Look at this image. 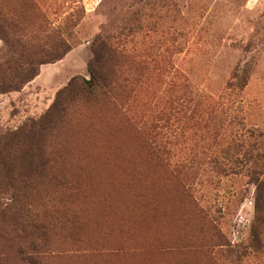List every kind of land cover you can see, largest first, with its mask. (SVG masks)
I'll return each mask as SVG.
<instances>
[{"label": "rangeland", "instance_id": "1", "mask_svg": "<svg viewBox=\"0 0 264 264\" xmlns=\"http://www.w3.org/2000/svg\"><path fill=\"white\" fill-rule=\"evenodd\" d=\"M0 14L2 28L19 19L27 33L44 16L71 44L20 90L0 92V264H264V0H0ZM101 35L117 45L104 67L111 94L68 102L36 145L21 144L20 128L58 90L89 77ZM9 53L0 34V64ZM110 126L132 137L152 175ZM96 129L81 166L85 206L64 156L69 132ZM130 177L153 178L169 200L152 210L129 198ZM121 218L140 230L110 227Z\"/></svg>", "mask_w": 264, "mask_h": 264}, {"label": "trees", "instance_id": "2", "mask_svg": "<svg viewBox=\"0 0 264 264\" xmlns=\"http://www.w3.org/2000/svg\"><path fill=\"white\" fill-rule=\"evenodd\" d=\"M4 22V17L0 14V34L10 50L8 57L0 64V92L20 90L25 83L36 75L40 64L55 62L61 59L71 49V44L63 38L60 29L50 26L44 16H42L41 23L37 27V30L34 32L30 31L29 33L24 31L25 27L19 19H17V21L10 19L7 23L8 28H2L1 25H3ZM92 52V59L88 63L89 77L74 76L64 87L58 90L53 102L45 113L38 119L29 120L27 124L22 126L23 128H20L18 133L24 135L20 140L21 144L25 138L28 139L32 145H36L37 141H40L53 127L50 126L52 119H54V124L55 118L66 110L68 102L75 101V99L79 97L84 100H91L99 96V94L104 96H109L111 94L116 86V81L113 73L107 69L108 66L106 68L104 67L107 65V59L117 54V45L115 42L111 41L109 36L101 35L96 37ZM125 81L126 79H124L122 86L124 90H127V84L124 83ZM98 130L101 129L93 130V134L90 135L89 132L87 136H84L86 131L79 130L76 132H69V142L64 156V167L70 172L72 177L75 178V181L76 178L78 179L80 186H82L81 199L84 200L85 206H87L86 199L89 197L91 188L86 178L87 175L82 171L81 166L87 161L90 154L96 150L94 149V144L97 143L95 133ZM103 131L116 132L128 139L140 167L146 169L152 175V168L147 164L144 165L140 156H137L138 153L134 149V140L131 136H127L123 129L116 126H110L109 129ZM76 137L79 141L77 146L76 140H74ZM8 140L10 142H15L18 139L16 137H10ZM15 144L17 146L11 145L14 150H18L22 147L18 141L15 142ZM39 146L42 147L43 143H39ZM70 147L78 150V152L74 154V156L77 157V159H75L77 162L72 167L67 163ZM52 160L51 153L38 155L36 158V170H42L43 167L50 164ZM75 165L77 166L75 167ZM28 180H30V177ZM24 181L26 183L28 182L26 179H24ZM148 184V179L144 181L130 177L129 183L122 184L120 190L126 193L129 198L139 203L152 204V210H155L158 206L159 199L163 198L168 201L170 196L154 184L153 178L152 187ZM167 215L173 216V206L168 214L161 216L155 215L152 218V229L161 228L163 225L162 219ZM119 223H126V226L121 227ZM119 223L111 225L110 227L123 233L130 232L135 234L136 231L140 230L138 228L139 226L129 222L127 218L126 220L121 218ZM158 264L174 263L164 262Z\"/></svg>", "mask_w": 264, "mask_h": 264}]
</instances>
